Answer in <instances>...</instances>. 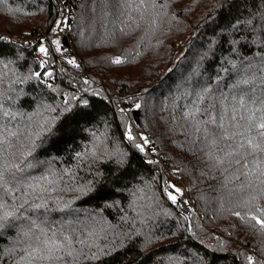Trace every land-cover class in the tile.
Here are the masks:
<instances>
[{"label":"trees","instance_id":"trees-1","mask_svg":"<svg viewBox=\"0 0 264 264\" xmlns=\"http://www.w3.org/2000/svg\"><path fill=\"white\" fill-rule=\"evenodd\" d=\"M54 7L0 0V121L27 135L55 117L30 156L17 152L23 170L12 172L27 181L72 170L22 208L23 188L4 193L18 211L0 227V264L21 260L23 232L39 234L33 221L83 249L75 264H247L249 256L264 264V231L249 218L264 208V185L215 166L211 155L222 156L223 144L213 148L204 131H217L204 122L231 109L232 97L264 95V0H66L59 52L42 37ZM39 36L44 61L33 55ZM161 160L189 179L195 203L187 216L169 202ZM249 180L258 199L244 204ZM101 249L107 254L92 259Z\"/></svg>","mask_w":264,"mask_h":264},{"label":"snow or ice","instance_id":"snow-or-ice-1","mask_svg":"<svg viewBox=\"0 0 264 264\" xmlns=\"http://www.w3.org/2000/svg\"><path fill=\"white\" fill-rule=\"evenodd\" d=\"M135 2V0H133ZM150 3L152 7H156V0H139L140 6H145ZM57 45L56 51H60L59 42H55ZM39 52L44 56H48V49L41 46ZM123 61L120 58L113 60L115 64H121ZM45 62H41V67L44 66ZM68 63L75 65L74 60H69ZM37 78H40L39 72L35 73ZM51 76V72L47 73ZM233 104L231 109L225 108L219 116H212L209 121L204 123H212L216 125L217 131L212 133L205 129L204 131L212 137L210 144L213 148L220 147V151L223 153L222 156L211 155V158L215 161V166H224V170L228 171L230 168H235V172L239 173L236 175V179H240V176L248 178L256 176L259 180V185H264V95L260 96H248L247 94L241 96L232 97ZM223 104V101H221ZM140 107L139 104L136 105ZM2 109V105H0ZM199 111V109H197ZM5 116L9 113L4 112ZM15 119V115L11 116ZM31 120V116L28 117ZM55 117L52 119L45 118L42 123L38 125L37 130L33 131L29 127L27 135L24 134L19 128H12L8 124L0 121V227H3V222L8 218L13 217L18 209L14 206L6 205L3 202L4 193H11L19 191L21 188L24 189V201L20 205L22 208L24 204L28 203L27 197L40 191V195L44 192L49 191L45 185L59 184V181L64 178L65 175H71V169H64L63 174H58L55 171H50V175H44L40 177H34L27 181H20L12 172V169L22 171L21 163H16L17 152L21 156H30L35 147L37 146L36 141L39 140L43 135L52 131L54 127ZM199 131V129H197ZM24 136L21 140L20 137ZM126 138L129 141H135L136 137L133 136L131 128L127 129ZM16 143H13V140ZM146 145L148 140L146 137H140ZM141 152L144 151V147L141 144L135 145ZM16 151H12V149ZM79 155V154H78ZM94 155V154H93ZM249 164L253 165L249 168ZM31 164L25 165V167H31ZM244 169H248L244 171ZM15 183L16 187L12 188L10 185ZM91 182H89L90 184ZM89 184L82 185L75 188V191L84 193L89 190ZM174 187V186H171ZM241 188H251L252 193H249V198L244 199V204H249L252 201L258 199L256 194V188H253L251 180L247 184H242ZM259 195L264 196V187H258ZM175 192L179 193L180 189L175 188ZM168 198L176 203L177 197L172 192L167 193ZM43 204H36L34 207H42ZM257 212L260 215H251L250 220L255 221L256 225H259L260 230L264 231V208L257 207ZM236 216H240L239 212L235 213ZM33 224L39 229V234H35L31 229L23 232V239L18 243L23 244L24 247L19 249L23 252L21 260L17 264H75L79 259V256L83 255V249L79 251L73 249L72 239L69 236L64 235L62 241H57L55 232L53 237H48V233L45 228L38 224ZM95 231V229H93ZM92 233L90 232L89 235ZM63 235V233H61ZM84 243V241H80ZM17 249L14 247L11 249V253H15ZM103 249L99 252L91 254L92 259H99L101 255H106ZM247 264H256L251 256L247 258Z\"/></svg>","mask_w":264,"mask_h":264},{"label":"built area","instance_id":"built-area-1","mask_svg":"<svg viewBox=\"0 0 264 264\" xmlns=\"http://www.w3.org/2000/svg\"><path fill=\"white\" fill-rule=\"evenodd\" d=\"M65 25L63 26V30L67 32V20L64 19ZM34 57L39 61H44L46 59V56L41 54L39 50L33 51ZM161 169L165 170L166 176H167V182L169 184V188L171 189V192L176 195L177 201L176 203H173L171 200L169 201L172 206H174L182 215H189L192 210L194 209V197L190 192V182L189 179L186 176H183L179 173L173 172L172 170L168 169L167 166H165V163L163 160H161ZM174 186V187H171ZM175 188L180 189V192H175Z\"/></svg>","mask_w":264,"mask_h":264},{"label":"rangeland","instance_id":"rangeland-1","mask_svg":"<svg viewBox=\"0 0 264 264\" xmlns=\"http://www.w3.org/2000/svg\"><path fill=\"white\" fill-rule=\"evenodd\" d=\"M66 0H55V7H54V14L52 16V20L50 24L48 25L46 31L42 33V37L46 38L47 45L52 47L56 43V41L60 40H66L68 39L67 34L63 30V26L65 25L64 19L65 15L63 14L64 9L62 10V6L65 3ZM61 2V4H60ZM67 31V30H66ZM25 39H28V37H24ZM40 36L36 38V42L34 44V48L36 47V50H39L41 46H43V43L40 42L37 45V42L40 40ZM34 41V39H32ZM181 41V39H180ZM34 43V42H33ZM60 54V53H58ZM48 58V56H46ZM46 58V59H47ZM132 116V115H131ZM171 190V189H170Z\"/></svg>","mask_w":264,"mask_h":264},{"label":"water","instance_id":"water-1","mask_svg":"<svg viewBox=\"0 0 264 264\" xmlns=\"http://www.w3.org/2000/svg\"><path fill=\"white\" fill-rule=\"evenodd\" d=\"M136 110L135 109H132L131 110V115L133 116V118H134V120L136 121L137 120V118H136Z\"/></svg>","mask_w":264,"mask_h":264}]
</instances>
